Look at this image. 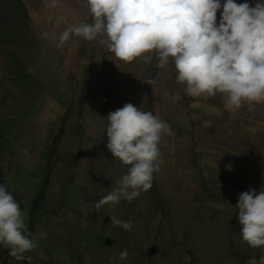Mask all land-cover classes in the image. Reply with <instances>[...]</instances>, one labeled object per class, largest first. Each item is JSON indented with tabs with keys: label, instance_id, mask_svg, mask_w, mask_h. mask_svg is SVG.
<instances>
[{
	"label": "rangeland",
	"instance_id": "obj_1",
	"mask_svg": "<svg viewBox=\"0 0 264 264\" xmlns=\"http://www.w3.org/2000/svg\"><path fill=\"white\" fill-rule=\"evenodd\" d=\"M22 1L29 38L0 41V184L37 236L25 253L31 264H246L264 255L242 241L235 208L240 193L264 186V102L229 110L222 94L192 97L171 61L163 69L155 58L122 62L100 37L73 34L61 46L66 27L92 22L84 0ZM8 3L0 0V22ZM126 103L152 111L173 134L160 141L152 187L97 210L127 171L104 132L105 117ZM0 264L29 261L0 245Z\"/></svg>",
	"mask_w": 264,
	"mask_h": 264
},
{
	"label": "clouds",
	"instance_id": "obj_2",
	"mask_svg": "<svg viewBox=\"0 0 264 264\" xmlns=\"http://www.w3.org/2000/svg\"><path fill=\"white\" fill-rule=\"evenodd\" d=\"M92 22L66 27L59 34V45L74 34L87 41L106 46L115 59L133 62L155 58L156 68L174 65L176 80L185 85L192 97L222 94L224 105L236 110L247 104L264 102V0H84ZM220 19L217 22V12ZM113 61V60H112ZM149 84L155 83L149 80ZM104 132L106 148L114 159L127 166L115 187L96 204L132 202L152 187L159 171L160 141L171 126L152 111L141 110L132 103L110 112ZM229 171L232 165H227ZM242 226L240 236L252 248L264 251V186L239 194L235 205ZM111 224L124 230L132 221L111 216ZM0 245L18 259L38 247L37 236L26 229L20 203L0 184ZM128 249L119 253L126 261ZM246 264H264V255Z\"/></svg>",
	"mask_w": 264,
	"mask_h": 264
},
{
	"label": "trees",
	"instance_id": "obj_3",
	"mask_svg": "<svg viewBox=\"0 0 264 264\" xmlns=\"http://www.w3.org/2000/svg\"><path fill=\"white\" fill-rule=\"evenodd\" d=\"M7 1H9L7 17L0 22V41H6L11 46L22 44L25 39L29 38L28 34H30L27 7L22 0Z\"/></svg>",
	"mask_w": 264,
	"mask_h": 264
}]
</instances>
